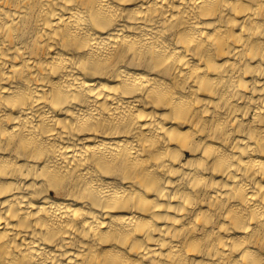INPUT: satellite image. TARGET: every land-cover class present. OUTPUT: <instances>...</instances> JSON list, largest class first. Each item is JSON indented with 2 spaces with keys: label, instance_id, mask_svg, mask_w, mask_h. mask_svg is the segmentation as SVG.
Listing matches in <instances>:
<instances>
[{
  "label": "bare ground",
  "instance_id": "obj_1",
  "mask_svg": "<svg viewBox=\"0 0 264 264\" xmlns=\"http://www.w3.org/2000/svg\"><path fill=\"white\" fill-rule=\"evenodd\" d=\"M0 264H264V0H0Z\"/></svg>",
  "mask_w": 264,
  "mask_h": 264
}]
</instances>
